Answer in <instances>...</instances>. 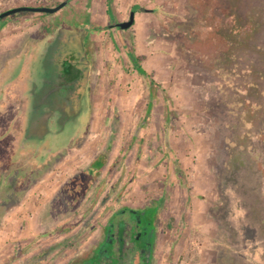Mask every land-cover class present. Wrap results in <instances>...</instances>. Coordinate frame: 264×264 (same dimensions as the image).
<instances>
[{
  "label": "rangeland",
  "instance_id": "obj_1",
  "mask_svg": "<svg viewBox=\"0 0 264 264\" xmlns=\"http://www.w3.org/2000/svg\"><path fill=\"white\" fill-rule=\"evenodd\" d=\"M63 1L53 15L0 18V72L26 60L17 87L34 90L36 119L14 148L66 144L44 164L27 155L0 169V264H82L124 209L155 212L150 264H264V0H0V14ZM138 6L137 47L162 88L134 70V31L112 26ZM90 58L93 72L116 62L119 94H91ZM95 155L104 166L87 178Z\"/></svg>",
  "mask_w": 264,
  "mask_h": 264
},
{
  "label": "crops",
  "instance_id": "obj_2",
  "mask_svg": "<svg viewBox=\"0 0 264 264\" xmlns=\"http://www.w3.org/2000/svg\"><path fill=\"white\" fill-rule=\"evenodd\" d=\"M135 7H137V6H135ZM135 7H132V9H134ZM145 11L146 10L144 8L138 6V9L136 11H134V24H135V21L137 20V18H141L145 15L144 14ZM108 13H110V12L108 11ZM132 28H133V26L129 30L134 31L133 32V39H132V43H131L135 46L133 49V50H135L133 52L135 54L134 57L138 58V60L140 59L141 63L139 65L142 67H145L147 69V76L148 77H144V78L152 86L158 87L160 85L159 87L162 88L163 84L158 81L159 79H162V77L158 72H156L157 68L155 70L154 69L155 67H153L152 65H149L147 63V61L145 60L146 59V56H145L146 51L141 52V50L138 49L137 46L141 45L142 38H141L140 33H138L137 29H135V27L133 29ZM150 33H151V29L149 31V34ZM149 40L150 41L147 43V45L149 48L152 49L153 45H151V44H153V41L151 39H149ZM15 60L16 59L12 60L10 58H6L5 63H2V65H1L2 69L0 72V145H1V147H3L6 150L4 152H0V169H4L6 173L8 171H11V168H9V167L13 163H16L17 161H19V159L20 160L27 159L26 158L27 155L29 156V160H34L35 158L38 157V161H37L38 164H36V166H38L40 163L44 164V162L49 160V158H51V156H53V154L63 150V149H60L57 152L51 153V152L47 151L46 147H42V150H41V148H39V151H38V149L33 150V151L30 150L29 151L30 153H28L27 151H26L27 152L26 153L25 151L20 152L21 150L17 151L18 148L20 149V146L18 148H14L15 144H18L19 136L22 134V132H24L23 131L24 128L29 127L30 120H31L30 124L32 125V122L36 119L35 114L32 112L35 110L33 108H31V106H32L31 104L33 102L32 94H33L34 90L31 92L32 87L28 86L29 88L27 89L26 92H25V90L19 91V89L17 87V85L20 84V82L18 83V81L19 80L21 81V77L23 75H25L26 71L28 70L29 62H27L26 60H24L23 62H20L19 61L20 58L17 61H15ZM89 63H90L89 64V70H91L90 71V79H89L90 80L89 81V90H90L91 94L96 95L98 97H102L103 89L106 87L105 90L107 91L108 86L111 87L110 93L112 95H117V93L119 94L120 89H121V82L125 81V80H124V78L122 80H119L116 62H114V63L108 62V66H110V68H108V71H105V72H103L104 71L103 68L100 70L97 68V70H95L93 72V70H92V68H93L92 67V65H93L92 64V58H90ZM132 65H133V63H132ZM133 67H134V65H133ZM58 68L60 69V66H58V67L56 66V69H58ZM16 69H17V72H16ZM68 69L70 71V66L68 67ZM134 70H135V68H134ZM7 72L12 74V76L10 77L9 80H7L5 78ZM135 72H136V70H135ZM59 73L61 74L62 70ZM60 74H59V76H61V78L59 80H62V75H60ZM142 78H143V76H142ZM163 81H165V79ZM122 87L124 89H127L126 91H124V93L127 96H129L132 99V101H135V102L140 101V99L143 96L142 95L143 92L137 93L136 91H138V90H136V88H133L131 91H129L128 89L132 88V87H130V85L123 84ZM99 88L101 90H98ZM195 90H197V89L195 87L193 88V86L190 88V91H191V93H193V96H195V98L198 97V95H199L200 98L196 99V101L199 102V104H201L200 100H202L201 98L204 99V97H202L199 94V92L195 91ZM108 94H109V92H108ZM177 100L179 103L178 106H179V108L181 107L182 110H184V109L188 110L190 108V105H185L184 103H181V101H183V100H179V98H177ZM101 102H102V99L100 98L96 104H98V106H100V105H102V104H100ZM20 104H22V106H23V107L21 106L22 108L19 107ZM150 105H151V103L149 102L148 106L150 107ZM196 106L197 107H195V108L199 107L198 103H196ZM129 109H127V110H129ZM136 110H137V108H136V103H135L134 107L132 106L131 112H133V114H134L136 112ZM101 111H103V108L99 107L98 113H100ZM20 117H21V119H19ZM44 117H46V116H44ZM97 118H98V115H97ZM100 118H101V116H100ZM133 118H134V116H133ZM200 118H202V114H201ZM132 121L133 120L130 119L128 121V124L126 123L125 126L127 125V126L132 127V128L136 127V125L138 123L137 122L135 123V121H133V122ZM99 125L100 124H97V127ZM33 126L36 127L35 125H33ZM89 126H90V123L87 124L86 129L83 130L84 133L87 132V129ZM138 126L140 127L141 125H138ZM14 128H16V129L13 130ZM5 129H7L6 130L7 132L5 131ZM14 131L17 133L16 135L13 134ZM45 135H48V134L46 133ZM72 140H73V138L70 139L69 143H71ZM45 142L47 143V141H45ZM23 148H25V146H23ZM38 155L42 158H40ZM97 157H99V155L98 156L95 155V157H93L89 163L86 162L87 165L86 164H84V165H86L89 168L90 165L93 163V161ZM11 161H12V164H10ZM2 164H3L4 168H1ZM30 165H32V164H30ZM34 183H35L34 181L31 182V184H30L31 187L27 190V192H30V191H32V189H34L32 187L34 185ZM0 185H2V184H0ZM22 200H24L23 197H22ZM155 201H159V200L157 199ZM122 211H124V210H122ZM116 216H117V213H114L112 215L111 219L115 218Z\"/></svg>",
  "mask_w": 264,
  "mask_h": 264
},
{
  "label": "flooded vegetation",
  "instance_id": "obj_3",
  "mask_svg": "<svg viewBox=\"0 0 264 264\" xmlns=\"http://www.w3.org/2000/svg\"><path fill=\"white\" fill-rule=\"evenodd\" d=\"M154 214L150 209H124L122 215L125 219L108 223L103 241L82 264H150L155 234ZM136 244L144 248H135Z\"/></svg>",
  "mask_w": 264,
  "mask_h": 264
},
{
  "label": "water",
  "instance_id": "obj_4",
  "mask_svg": "<svg viewBox=\"0 0 264 264\" xmlns=\"http://www.w3.org/2000/svg\"><path fill=\"white\" fill-rule=\"evenodd\" d=\"M67 2L63 1L59 3L55 7H23V8H15L8 11H5L0 14V18H6L8 16H11L13 14L19 13V12H28V13H39V14H45V15H53L60 10H62L66 6ZM134 25V11L130 13V16L128 18V21L121 22V23H115V25H112L113 28L126 31L129 30Z\"/></svg>",
  "mask_w": 264,
  "mask_h": 264
},
{
  "label": "trees",
  "instance_id": "obj_5",
  "mask_svg": "<svg viewBox=\"0 0 264 264\" xmlns=\"http://www.w3.org/2000/svg\"><path fill=\"white\" fill-rule=\"evenodd\" d=\"M255 23H254V29H253V27H252V25L250 24V30L251 31H248L247 33H246V38L248 37V36H251V35H253L254 34V32L256 31L255 30ZM225 52H227V53H230L231 51H230V49H228V50H226ZM129 58H130V60H131V62H133L134 63V68H135V70L136 71H138L140 74H143V75H145V77H148L147 76V74L142 70V68L140 67V65L138 64V58H136V57H134L133 55H131V54H129ZM152 83V82H151ZM66 146V144L63 146V147H65ZM63 147H61V148H59V147H56V148H54L53 149V151H51L50 149H47V151H49V152H57L58 150H60V149H63ZM48 148V147H47ZM101 157L99 156V157H97L94 161H93V163L90 165V167L85 171V174H82V175H85V177H87V178H89L88 176H93L94 174H96V173H98L99 172V170H101L102 169V167L104 166V163L101 161ZM97 166V167H96ZM231 190V189H230ZM258 190V189H257ZM232 191H234V188H233V190H231L230 192L231 193H233ZM240 191H243V189L241 188V186H240ZM255 191V190H254ZM235 192V191H234ZM246 192H247V190H246ZM237 195L236 196H239V193H236ZM241 200V199H240ZM239 204V203H238ZM243 222H244V218H243ZM242 224V223H241ZM246 227H249L250 226V223H243ZM263 242H264V239L262 240ZM264 252V251H263Z\"/></svg>",
  "mask_w": 264,
  "mask_h": 264
}]
</instances>
